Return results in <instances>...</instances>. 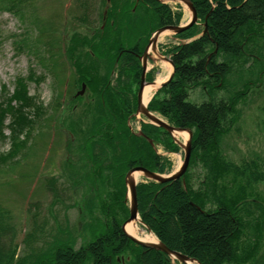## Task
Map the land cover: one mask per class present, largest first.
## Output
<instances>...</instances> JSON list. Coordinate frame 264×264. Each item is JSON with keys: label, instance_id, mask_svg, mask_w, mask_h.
<instances>
[{"label": "trees", "instance_id": "trees-1", "mask_svg": "<svg viewBox=\"0 0 264 264\" xmlns=\"http://www.w3.org/2000/svg\"><path fill=\"white\" fill-rule=\"evenodd\" d=\"M88 1L92 0L75 3L87 13ZM189 1L202 23L201 30L192 26L176 37L180 41L198 38L163 51L173 64V77L156 92L147 109L171 126L192 131L189 165L197 164L201 177L197 188L188 169L181 178L165 184L139 183V217L163 245L199 264H264V248H260L264 206L253 187L264 183V160L255 154L250 160L234 163L222 149L231 125L239 122L240 111L235 110L238 100L264 77V0ZM27 2L0 0V9L18 17L25 12ZM101 3V25L87 35L72 33L67 48L76 84L80 89L84 84L85 89L70 100L66 171L57 176L63 183L71 180L72 186L77 180L79 188L83 183L89 185L92 196L84 199L83 207L94 220V224H87H93L88 227L92 231L88 237L84 233L79 236V248L68 232L46 252L17 260L14 227L0 212V264H172L162 252L129 240L120 222L127 216L126 173L141 167L166 174L170 163L157 153V147L167 153L178 150L163 129L142 123L135 133L129 121L136 109L132 87L140 76L134 46L141 42L142 54L151 34L177 23L180 13L154 0ZM204 23L206 32L199 36ZM17 46L14 49L19 53L27 48L24 43ZM147 80H152L151 73ZM41 81L42 77L30 70L26 77L15 80L7 105L0 106V136L7 115L11 129L22 131L11 134L9 151L0 155V168L11 167V163L15 166L27 156L31 132L44 114L43 108L31 106L27 84ZM197 88L206 96L200 104L188 101L189 92ZM222 91L225 97L218 98ZM28 107L33 110H27L26 116L24 109ZM48 179L46 189L55 200H63L55 187L56 177ZM99 185L108 186L106 194L98 190Z\"/></svg>", "mask_w": 264, "mask_h": 264}, {"label": "rangeland", "instance_id": "rangeland-1", "mask_svg": "<svg viewBox=\"0 0 264 264\" xmlns=\"http://www.w3.org/2000/svg\"><path fill=\"white\" fill-rule=\"evenodd\" d=\"M101 1H88L87 13H83L75 0H28L24 8L25 12L18 17L0 9V106L7 105L8 99L15 90L16 79L26 77L30 70L42 77V81L38 84L33 82L27 84L31 106L35 105L44 109L41 120L35 124L31 132L27 156L15 166L11 163V167L2 165L0 168V212L6 214L14 227L12 241L17 260L27 255L46 252L51 243L68 232L76 238L75 248H79L81 244L79 236L84 233L88 237L92 231L88 227L94 224V220L83 207L84 201L92 196L89 185L83 183L84 185L79 188L76 180L74 183L76 187H74L71 185V180L63 183V180L57 176L66 171L64 163L67 158L65 144L69 138L68 116L73 106L70 100L80 90L76 84V75L68 62L67 48L72 33L87 35L89 32L96 31L101 25L100 14L104 9ZM166 4L173 13L177 11L180 13L178 22L170 25L179 26L188 22L191 13L185 4L182 2ZM201 24L197 19L194 26L201 30ZM176 35L170 32L161 37L162 39L157 43L158 52L163 53L169 46L187 41H180ZM111 37L113 38L110 36L108 39L110 40ZM21 39L24 41L20 42ZM23 43L27 48L23 52H17L14 46ZM28 49L33 51L30 52ZM151 55L153 59H157L153 53ZM154 61L149 60L147 66L153 68L150 72L156 80L166 74L165 62ZM234 73L236 77L238 71ZM165 77L167 78L168 75ZM217 97H225V92H218ZM204 100L206 96L200 88L188 94V101L191 103L200 104ZM236 105L235 110L237 113L240 111L239 122L237 125H231L228 135L223 139L224 156L234 163L250 160L255 154L264 160V112L262 110L264 77L259 84H254L245 98L239 99ZM78 109L76 111H79ZM27 110L30 112L33 108L24 109L26 116ZM75 114L77 112L72 113V115ZM235 116L234 113L230 120H233ZM130 122H133L132 130L137 132L140 123L147 121L139 114ZM2 124L0 155H5L10 149L11 134L20 135L22 131L11 129V118L8 115L4 117ZM177 140L183 142L181 137ZM157 151L158 154L167 156L170 163L169 172L165 175L180 168L183 149L179 146L176 152L167 153L160 146L157 147ZM188 171L192 176L193 187L197 188L201 177L200 168L192 163ZM51 176L56 177L55 187L63 200H55L56 197L46 189L48 178ZM143 180L141 175L137 183ZM253 187L261 201L259 204L264 206V183ZM97 188L104 194L108 191V186L99 185ZM262 214L263 212H260V215ZM89 223L93 224L87 226ZM136 227L138 235L149 234L139 223H136ZM245 233L248 237L247 232ZM31 235L34 237H30ZM260 248H264V237Z\"/></svg>", "mask_w": 264, "mask_h": 264}, {"label": "water", "instance_id": "water-1", "mask_svg": "<svg viewBox=\"0 0 264 264\" xmlns=\"http://www.w3.org/2000/svg\"><path fill=\"white\" fill-rule=\"evenodd\" d=\"M154 1L159 2V3L182 2L183 4H185L188 7V9L191 13V16H190L189 21L184 25H179V26L169 25L166 27H162V28L156 30L151 35L149 42H148V44L145 48V51L143 53V56L141 57L142 75H141V80H140V87H139V90L137 93V110L136 111H137V113L143 115L149 121V123L163 129L172 137L174 142L179 147H181L183 149V161H182L180 168L178 170H176L175 172L169 174V175L157 174V173L151 172L149 170H146V169L140 168V167L133 168L126 173L124 181H125V185H126V189H127L126 197L128 200L129 218H128L127 222L122 226V230H123L124 234L131 241L136 243L137 245H140L142 247L149 248V249H154L156 251H160V252L164 253L168 258H170L173 262L178 261L180 264H199L196 260H194L192 258H189L185 255H181L180 253H177L175 251L168 249L166 246H164L158 240H156V242H154V243H145V242L139 241V240L133 238L132 236L128 235L124 230L125 226L128 223H131L134 221H138L141 223V221L138 218L137 200H136L137 180L134 179V174L137 173L139 175H142V177L147 179V180L154 181V182H157L160 184H165L167 182L177 180V179L181 178L184 175V173L186 172V170L188 168L189 160H190V154H191L192 132L189 129H180V128L170 126L166 122H164L162 119H160L156 115L149 112L147 110V104H148L149 100L146 104H144L142 102V93H143V89L145 86L155 84V82L145 83V81H144L145 72H146V60H147L149 51H151L153 53H157V42H158V39L162 33H164L165 31H169L174 35L182 33L183 31L187 30L189 27H191L192 25H194L197 22V15H196L195 9L193 8L192 3L189 0H154ZM205 31H206V29L204 30L203 33H205ZM158 59L162 60V61L169 62V64L172 67L171 62L167 58L161 56L160 54H158ZM172 76H173V71H171L168 79L164 83H161L156 88V90H158L159 88L166 85V83L172 79ZM83 91H84V86H82L81 91L77 93V96L82 95ZM182 131L186 132L188 135V138L184 144L180 143L173 136L174 132H182ZM145 228L150 232V230L147 227H145Z\"/></svg>", "mask_w": 264, "mask_h": 264}, {"label": "bare ground", "instance_id": "bare-ground-1", "mask_svg": "<svg viewBox=\"0 0 264 264\" xmlns=\"http://www.w3.org/2000/svg\"><path fill=\"white\" fill-rule=\"evenodd\" d=\"M168 33H170L169 31H166L164 32L163 34H161V36L159 37V41L160 39H162L161 37L167 35ZM164 70L166 72L165 75H168L170 72H171V66L169 63L165 62L164 63ZM165 75H161L159 78L156 79L155 81V84L154 85H149V86H146L144 89H143V93H142V102L144 104L147 103V101L152 97L153 93L155 92L156 88L160 85L161 82H163V80L166 78ZM173 136L178 139V138H182L183 141L185 142L187 140V133L185 132H174L173 133ZM138 177H139V174L135 173L134 174V179L135 180H138ZM136 223L137 221H134V222H131V223H128L124 230L125 232L132 236L133 238L137 239V240H140L142 242H145V243H154L156 242V238L155 236L152 234V233H147L143 236H140L138 235L137 233V227H136Z\"/></svg>", "mask_w": 264, "mask_h": 264}, {"label": "flooded vegetation", "instance_id": "flooded-vegetation-1", "mask_svg": "<svg viewBox=\"0 0 264 264\" xmlns=\"http://www.w3.org/2000/svg\"><path fill=\"white\" fill-rule=\"evenodd\" d=\"M121 1H125V0H121ZM136 3L141 4V0H134ZM134 53H137L138 56V60H139V66H140V76L138 78V80L135 82V84L132 87V91H133V98L135 97V102L137 100V93L140 87V80H141V42L140 43H136V45L134 46ZM144 51V50H143ZM143 53V52H142ZM153 69V68H152ZM151 68H149V70L147 71V75L145 77V81L147 79V76L149 73H151L150 71L152 70ZM147 82V81H146ZM131 121V120H130ZM129 121V124H130ZM125 206L127 207V216L120 222V229L122 230V226L127 222L128 218H129V207H128V203L125 201ZM123 232V231H122Z\"/></svg>", "mask_w": 264, "mask_h": 264}]
</instances>
